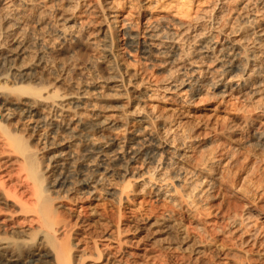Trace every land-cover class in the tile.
Here are the masks:
<instances>
[{
	"label": "rangeland",
	"instance_id": "374dc122",
	"mask_svg": "<svg viewBox=\"0 0 264 264\" xmlns=\"http://www.w3.org/2000/svg\"><path fill=\"white\" fill-rule=\"evenodd\" d=\"M259 1L204 0L192 9L191 21L171 19L181 34L180 57L173 62L167 52L144 58L126 45L128 34L144 31L145 18L152 22L163 14L157 8L164 2L149 13L147 0H0V36L6 35L0 99L16 100L0 105V239L15 238L22 254L35 244H40L36 251L51 253L48 242L39 243L31 156L44 178L41 187H54L57 175H67L66 185L51 187L48 195L61 217L52 232L71 246L72 264H264V137L257 138L264 133V40L255 32L264 30V9L257 10ZM205 40L215 41L212 57L197 59ZM231 41L239 42L235 56L229 54ZM9 47L14 48L8 52ZM230 57L240 63L238 75L246 84L262 80L258 91L250 84L243 92L219 95L205 83L191 94L193 78L199 72L197 80L203 78L201 70L190 74L192 65L214 74ZM113 76H122V86L110 88ZM83 89L85 104L75 108L73 97ZM24 102L35 105V118H26ZM54 102L69 108L55 116ZM77 117L82 123L111 122L104 133L114 143L105 163L95 153L85 156L84 146L63 127L49 135L45 122L51 118L63 125ZM133 117H144L146 127ZM36 118H44V125ZM87 129L100 139L99 132ZM133 152L135 161L129 159ZM59 154L64 163L52 166ZM85 176L98 181L92 193L77 183ZM39 260L53 262L51 256ZM39 260L34 264H43Z\"/></svg>",
	"mask_w": 264,
	"mask_h": 264
},
{
	"label": "bare ground",
	"instance_id": "6f19581e",
	"mask_svg": "<svg viewBox=\"0 0 264 264\" xmlns=\"http://www.w3.org/2000/svg\"><path fill=\"white\" fill-rule=\"evenodd\" d=\"M147 2L148 3H147V6H145V9L149 13H151L150 12L151 8L157 7L158 5H160L159 3H163L164 2L165 4L163 3V5H160V6H158L159 8H157L158 12L163 13V14L158 16V17H155L154 21H152V22L149 21L150 19L148 20V18H145V21L143 22V24L145 23L144 31H142V33L141 32H135V33L128 34L127 35V40H126V45H127V47L129 46L130 50H133V51L134 50H138L144 56V58H148V57L150 58L151 56L156 55L157 53H158V55L159 54L163 55V54H166V52H167V53H169V55L171 57V61L174 62V60L176 59V56H177V59H178V56H179V54H178V52H179L178 51V46L176 47V44L178 43L177 41H178L179 36L181 34H180V32L177 33L178 32L177 30H176L177 32L174 30V28H173V24L174 23H171L170 20L171 19H176V20L179 19V20H187V21L189 20V21H191L190 19H191V15H192L191 11H193L192 9L194 8V6L197 7V8L203 6L204 0H147ZM259 5L260 6L258 7L257 10L258 11H260V10L262 11V8L264 9V0H260L259 1ZM153 10H155V8ZM258 11L256 13H258ZM262 12H264V11H262ZM166 15L169 16V19L167 18ZM204 15L202 17H205ZM111 17H112V21L111 22H115V19H116L117 16L112 15ZM159 17H161L160 20H157ZM198 18L196 16V19H198ZM196 19L194 18V19H192V21L193 20L197 21ZM5 28H6V29H4L5 31L6 30L9 31V29H8L9 27H5ZM183 31H184V29H183ZM255 32L258 33L257 36L263 37L262 40H264V30H263V28L260 27V29H258V27H257V30H255ZM2 33H3V31H2ZM4 33H6V32H4ZM62 33L64 34L63 31H62ZM140 33L143 34V35H141ZM181 33H183V32H181ZM0 35H2V34H0ZM4 36L6 38V35H4ZM1 37L2 36H0V48L5 47V46L2 45ZM3 37H2V39H3ZM209 41L210 40L202 41L198 45V49L196 51L199 53V55H198L197 59L203 58V57H210V58L212 57L210 55V53H212V50L216 46H213V44H215V41H210L211 43H208ZM237 41H234V42L231 41L232 43H230L231 45L229 46V48L232 50V54L229 53L230 55L235 56V55L238 54L237 52H234L237 49V47H239L238 46L239 42H237ZM13 48L14 47H11V48L9 47L6 51L10 52V51H12ZM220 49L221 48H219L218 51ZM18 50H20V48H18ZM154 52H157V53L154 54ZM20 53H22V52L20 51ZM198 53H196V54H198ZM9 54L10 53H8L5 56L6 57L9 56ZM180 54H181V52H180ZM2 58H3V56H2ZM4 60H5V57H4ZM201 62H203V61H201ZM207 62H211V61L208 60ZM222 62H223V60H222ZM188 63H186V64H188ZM261 63L264 65V52L262 53ZM218 64L219 65L217 66V69L213 70V72H215L214 74H212V71L209 69V67L208 68L202 67V65H200V64L198 66L197 65H192V67L189 69V71L191 72L190 74L192 76L194 75L192 73H195V74L197 73L198 74V71H200V70H201V72H203L202 73L203 74V78L201 80H199V81L197 80V78L200 77L199 76L200 72H199L197 78H196V76L193 78L195 81L192 83V85H194V83H195V85H196L195 87L192 86L193 87L192 88L190 86L191 84L188 85V88L191 87V89H192V91H191L192 95H196L198 92L200 93V91L202 90V86H204L205 83H208L207 85H209V88L211 87L212 90H214V92L216 94H219V95L220 94H226V93L228 94L232 90L237 91L238 93L243 92L246 88L250 87L249 86L250 84L254 85V87H252L254 92L258 91V87L260 86V83H261L262 80L261 81L260 80L253 81V83H250L249 85L246 84L245 80H244V77L241 76V75H238V72L241 70V65H240L239 62H235V58L232 57L231 60L228 59V60H225L223 64H221V63H218ZM14 69H15V71H19V69H21V68H19V69L18 68H14ZM126 69L130 70V67L127 66ZM243 70H244V67H243ZM119 77H114L113 76L111 80L109 79L110 81H108L107 83L111 84V85H109L110 88L111 87L112 88L113 87L117 88L119 86H122V83H123L122 79L123 78H122V76H119ZM176 86L177 85H173V87H176ZM87 92H88V90H84L83 89L78 94H76V97H73L74 99H76V100H74L76 102V105L73 106V107L76 108V106H78V108H80V104L79 103H81L83 105L85 104V102L82 101V99L86 98L85 96H86ZM125 92H127L126 89H125ZM39 93H41V92H39ZM46 100H47V98H46ZM11 101L12 100L9 101V100H6V99H0V105L1 106H5V104L7 105V104H10V103H13V104L15 103L16 104V100L12 101V102ZM24 103H25V105L23 103L22 104L24 106H26V108L24 107L25 109H23V108L22 109L24 110V113H25L24 115L26 116V118H32V119L35 118L36 115H37V108L35 107V105L33 106L32 102H30V103L29 102H24ZM33 103H34V101H33ZM66 106H67V103L62 104L61 102L58 103V105H56L55 102L51 104V107H58V109H59V113L55 112V116L56 115H63L62 111H65L67 108H69V106H67V107ZM77 116H78V114H77ZM36 119L38 120V122L39 121L43 122V125H44V118H43V120H41L40 118H36ZM56 121H54V119L51 118V121L45 122L46 127L48 126V129L50 131L48 133L51 136V138L54 135L58 134V132H59L58 130L61 127H63V129L65 131H67V133L68 132L70 133V137L72 138V140H76L78 143H80L82 146H84L83 147V149H84L83 151L86 152L85 156H87V155L89 156V153H95V154H97L96 156H98L99 161H101V163L102 162L105 163V159H106L105 156H107L108 150H110L111 145L114 143V140L112 139V137H110V136H108V134L104 133L105 130L106 129L108 130V128H110V126L112 125L110 121H107V119H98L97 118L96 120H94L93 123L90 124L88 122L87 123H82L80 118H78V117L76 119H74L73 122L71 121L72 123H70V124H68L69 123L68 122V123H64L63 125L62 124L58 125V124H56ZM132 121H134V122H136L138 124H141V127H143V129L147 125L146 124V119L144 117H140V118L133 117ZM72 124H74V126H72ZM144 124H146V125H144ZM36 126L41 127L39 124H36ZM76 127H77V129H75ZM87 128H89L90 130L92 128V129L96 130V132H99L101 134V137H99V136L98 137L102 140V142L105 143L104 146L102 144H100V142H99L100 139H97V136L96 137L95 136L91 137L90 134H88V132H87L88 129ZM90 137L93 138V139L96 138L95 140L97 142H99L98 143L99 145L97 144V142L96 143L93 142ZM263 137H264V133L263 132H260V133L257 134V138H263ZM66 147H69V146L67 145ZM130 148H132V147L130 146ZM21 149H23V148H21ZM131 152H129V154H131ZM126 153H128V151H126ZM147 154L149 156V153H147ZM60 156L62 158V154L61 155L60 154L59 155H54V157H53L54 159L50 162V163H53L52 166H61L64 163L62 161H64L65 159L63 160V159L59 158ZM135 156H136V152H135V154L133 152L132 156H130L129 159H131L133 161ZM28 161H29V164L31 165V167H30L31 169L30 168L29 169L32 171V174H33L32 176L34 177L33 178L34 179V185H36L38 187V191H37L38 193H36L37 194V196H36V198H37V206H36V210H35L36 211L35 219L38 222V229L37 230L40 231V233H39V235H40L39 243H42L43 241L48 242V244L52 247L51 253H50V251H46V252L36 251L35 249L39 250L37 248V246L38 245L40 246V244H35V245H33V246L29 247V248L27 247L28 250L27 249L25 250V251H27L26 254H22V252L21 253L18 252L19 250L16 251L18 243L15 240V238L14 239H11L9 237L8 238H2V239H0V264H34V262L38 263V260L40 258L41 259L46 258V257L48 258L49 256H51V260L53 259V262L51 261V263L49 262L48 264H72L71 261H70V258H69L71 246L68 245V243H66L65 241H57L55 236H54V234H53V232H52L54 230V228H53L54 226L53 225L56 222H59L60 219H61V217L59 216L60 213L59 214L56 213V210H55V208L52 205V197L48 195L50 192H52V189H50V188L53 187L54 183L49 185L46 188L41 187L42 186L41 185L42 184V180L44 178L42 177V175L40 173H38L39 171L37 170V167H36V164H38V163H36V160L34 159V157H31V156H30L29 159H27V162ZM207 162L209 164L210 163L213 164V162H215V160L214 159L211 160V161L208 160ZM205 164H207V163H205ZM209 164H207V165H209ZM98 166H100L103 170H105V168H104V166L102 164L99 163ZM58 174H59V172H58ZM187 175H188V173L186 172V173L183 174L182 177H184L186 179L188 177ZM57 176H56V179H55V180H57V182L55 183L53 189L54 188L64 187L66 185V184H64V181H65V178H66L67 175H64V173H63L62 176H60V177L59 176L57 177ZM55 180H53V182ZM97 180H102L103 181L102 176L99 175ZM97 180L93 179L91 176H85V177L80 178L79 180H77V183H78V185H82L83 189L87 187L88 188L87 192L88 193H92L96 189L94 183L96 184V182H98ZM201 182H203V180H201ZM69 184H70V182H69ZM66 190H68V189H66ZM5 195H6V193H5ZM34 203H35V201H34ZM24 204H25V202H24ZM21 205H23V204H21ZM23 206L25 207V205H23ZM31 207H33V206H31ZM20 209H21V207H20ZM23 209L24 208L22 207L21 210H23ZM59 217H60V219H59ZM56 224H58V223H56ZM24 247H22V248H24ZM30 255L31 256H35L36 258H34L32 260H30V259L27 260V258L31 257ZM40 262L45 264L47 261L45 262V260H39V263ZM82 263L83 262H81L79 264H82ZM108 264H114V263H108Z\"/></svg>",
	"mask_w": 264,
	"mask_h": 264
}]
</instances>
